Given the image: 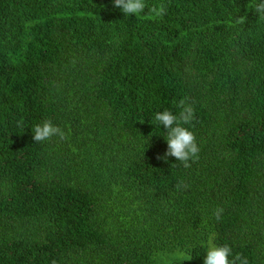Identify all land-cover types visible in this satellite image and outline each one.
Masks as SVG:
<instances>
[{
    "label": "trees",
    "instance_id": "obj_1",
    "mask_svg": "<svg viewBox=\"0 0 264 264\" xmlns=\"http://www.w3.org/2000/svg\"><path fill=\"white\" fill-rule=\"evenodd\" d=\"M145 2L166 14L0 0V264H203L209 233L264 264V20L252 0ZM183 97L189 169L157 159L155 114ZM45 119L67 139L35 143Z\"/></svg>",
    "mask_w": 264,
    "mask_h": 264
},
{
    "label": "clouds",
    "instance_id": "obj_2",
    "mask_svg": "<svg viewBox=\"0 0 264 264\" xmlns=\"http://www.w3.org/2000/svg\"><path fill=\"white\" fill-rule=\"evenodd\" d=\"M113 7L122 11L125 16H139L141 18L155 19L163 18L166 14L164 4L149 6L145 0H113ZM251 9L258 14L260 20H264V0H252ZM148 9L150 16H143L145 9ZM246 16H240L235 19V24L244 25ZM176 107L180 110L178 114H173L170 110H163L155 114L154 120L158 125H163L166 130L167 151L162 159L165 162L168 157H174L185 169L191 168L192 164L199 159L200 147L198 146L194 132L184 125H191L195 119V108L190 98L183 97L177 103ZM21 126L18 124V127ZM32 139L35 143L50 141L53 137L60 140L67 139V133L58 125L53 124L50 119H45L36 124L32 130ZM173 167L176 166L172 165ZM188 185L183 180H178L176 184L177 192L184 191ZM224 208L216 207L212 209V216L216 221L222 219ZM215 234L209 233L206 240V255L203 264H249L247 257L240 253L233 254L232 248L228 244L216 245L214 243ZM231 257V259H230ZM174 258L182 262L192 259L184 250L178 249L174 253ZM55 264V261H53Z\"/></svg>",
    "mask_w": 264,
    "mask_h": 264
},
{
    "label": "rangeland",
    "instance_id": "obj_3",
    "mask_svg": "<svg viewBox=\"0 0 264 264\" xmlns=\"http://www.w3.org/2000/svg\"><path fill=\"white\" fill-rule=\"evenodd\" d=\"M172 259H174V254L166 253L162 257L161 264H169Z\"/></svg>",
    "mask_w": 264,
    "mask_h": 264
}]
</instances>
